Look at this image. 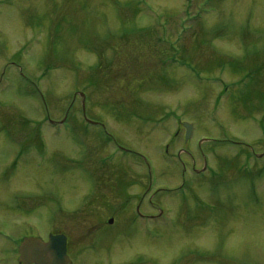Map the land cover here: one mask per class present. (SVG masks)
<instances>
[{
    "label": "rangeland",
    "instance_id": "obj_1",
    "mask_svg": "<svg viewBox=\"0 0 264 264\" xmlns=\"http://www.w3.org/2000/svg\"><path fill=\"white\" fill-rule=\"evenodd\" d=\"M51 231L72 264H264V0H0V264Z\"/></svg>",
    "mask_w": 264,
    "mask_h": 264
},
{
    "label": "water",
    "instance_id": "obj_2",
    "mask_svg": "<svg viewBox=\"0 0 264 264\" xmlns=\"http://www.w3.org/2000/svg\"><path fill=\"white\" fill-rule=\"evenodd\" d=\"M186 140L193 132V126L184 124ZM113 219L110 220V223ZM19 262L22 264H69L67 238L64 235H50L47 242L37 237L25 238L19 247Z\"/></svg>",
    "mask_w": 264,
    "mask_h": 264
},
{
    "label": "flooded vegetation",
    "instance_id": "obj_3",
    "mask_svg": "<svg viewBox=\"0 0 264 264\" xmlns=\"http://www.w3.org/2000/svg\"><path fill=\"white\" fill-rule=\"evenodd\" d=\"M145 217H146V218H149L150 220H153L154 217H155V215L151 214V215H148V216H145ZM49 233H50V234H54V235L64 234V235L67 236L68 253H69V255L72 257L70 235H69L68 231H51V232H49ZM49 233H48L46 236H42V238H43L44 240H47L48 237H49V235H50Z\"/></svg>",
    "mask_w": 264,
    "mask_h": 264
}]
</instances>
